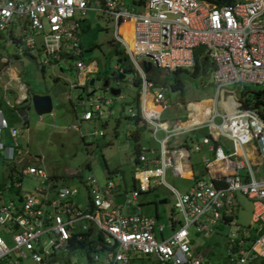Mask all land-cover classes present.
<instances>
[{
    "label": "built area",
    "instance_id": "1",
    "mask_svg": "<svg viewBox=\"0 0 264 264\" xmlns=\"http://www.w3.org/2000/svg\"><path fill=\"white\" fill-rule=\"evenodd\" d=\"M132 2L141 4L142 10H134L125 0H0V30L13 22L20 26L18 35L9 39L20 46L18 51L32 48L36 44L34 36L39 35L37 43L45 55L43 63L60 66L61 61L68 62L76 69L87 68L88 72L95 70L90 64L96 66V62H84L81 57L78 23L73 15L76 12L81 16L93 7L110 16L114 22L113 36L123 44L124 54L138 72L140 115L153 125L154 131L160 129L164 133L158 139L159 151L155 156H148L146 148L138 144V169L133 175L136 185L123 188L119 177H106L101 185L94 175H88L83 180L86 200L82 205L74 200L75 186L54 184L42 167L26 165L24 171L40 177L43 184L33 187V192L18 195V201H0V227L10 240L7 243L0 233V264H136L131 258H140L142 262L151 258V264H204L210 250L204 248V252H199L191 246L189 225L208 232L204 220L234 223L222 216L233 210L235 191L253 201L251 217L262 230L252 235L242 227L230 229L220 233L218 246L229 264H262L264 177L253 176L244 156L229 168L223 146L210 143V138H229L232 153L236 146L255 139L264 162V94L255 106L242 104L247 96L246 84H257L264 93V0H228L220 4L207 0ZM128 19L132 20L131 46L118 29ZM199 45H203L202 52L196 53ZM201 55L212 66L213 105L207 118L195 122L184 119L170 125L160 120L166 100L156 88L151 90V97L158 109H144L143 96L153 81L143 69V60L153 67L173 70L198 64ZM123 67L121 64L115 68L123 72ZM76 84L84 81L68 82L70 87ZM217 103L223 111L214 107ZM99 104L100 101L93 103L94 113H101ZM94 113L85 110L81 117L89 118ZM215 117H219L218 122ZM5 124L0 115V126ZM198 126H206L209 134L202 135L192 149L205 144L213 157L211 161L206 157L202 160L210 164L217 161L216 166L228 169H211L209 177L194 178L181 193L169 185L176 194L175 205L182 213V221L170 217L172 230L165 235L156 217L140 212L137 194L146 190L150 181L164 182L166 168L180 175L177 164L181 158L176 157L180 151L168 140ZM16 132L11 129V135ZM0 148L8 157L12 156L11 145L0 142ZM213 178L222 183L216 184ZM13 185L19 186L20 181Z\"/></svg>",
    "mask_w": 264,
    "mask_h": 264
},
{
    "label": "rangeland",
    "instance_id": "2",
    "mask_svg": "<svg viewBox=\"0 0 264 264\" xmlns=\"http://www.w3.org/2000/svg\"><path fill=\"white\" fill-rule=\"evenodd\" d=\"M125 1L127 4L131 3L134 10H142L141 4H134L132 0ZM73 17L78 23L79 40L83 47L82 59L84 62L95 60L97 70L86 71L88 77H93V82L84 83L82 91L79 88L67 86L65 91L52 97L53 116L47 112L38 115L29 101L23 102L22 105L15 100V95L22 85L19 82H23L26 93L47 90L52 82L53 73L57 72V63L53 66L47 62L43 63L45 55L36 46L18 51L20 46L12 43L13 41L9 42L10 36L15 37L20 32V26L14 22L0 30V110L8 119L7 125L1 129L3 143L12 144L13 139L9 137L8 131L11 127L17 130L14 154L8 157L0 149V201L2 202H8L11 198L18 201V193L33 192V187L43 184L40 177L24 171L25 166L29 164L42 167L47 174L52 175L51 182L75 186L77 192L74 200L82 205L86 200V187L83 180L88 175H94L101 185L105 183L106 177H119L127 185H131L134 171L138 169L134 163L136 140L146 149H153V154L159 151L158 139L164 133L157 130L154 136L151 123L145 122L142 118L134 121V117L130 115L129 108L139 112V107L134 102L135 93L139 91V88L132 81L138 72L136 73L129 59L126 58L125 63L129 69L125 71L124 77L117 79L110 74L114 71L116 58L124 50L123 44L113 36L112 18L93 7L88 8L81 16L75 12ZM125 33L131 40L130 27H127ZM34 38L35 42H39V35H35ZM185 68L174 73L164 68L153 67L147 72L153 81L149 91L155 88L160 89L166 100L165 107L159 113L160 120L170 123L189 116L187 120L189 121L194 116L192 111H194L195 103L207 102V99L201 98L213 96L210 60L202 55L199 56V68L195 73H191V67ZM104 77L107 78L108 87L120 88L121 95H113L108 91V87L101 86ZM173 78L181 81L180 88L170 87ZM88 86L92 92L86 94ZM246 87L259 88L257 84L252 83L246 84ZM97 96H100L102 101L110 98L111 104L103 106L104 102H101L104 110L102 115L94 114L90 119H80L79 115L85 109L92 110L94 113L93 103L99 102ZM193 100H195L193 103H188ZM107 109L110 110V114L105 112ZM201 113L206 112L201 111ZM40 118L41 121H39ZM24 119L27 122H23ZM215 120L218 121V118ZM133 130L138 132L136 140L131 134H127ZM198 133L200 137L201 131ZM178 138L179 135L171 136L168 142L175 143ZM219 139L223 144H231L229 139L221 135ZM146 153L152 155L148 150ZM201 153V150L191 149L188 152L196 177L201 176V170L204 168V163L200 161ZM207 155L209 158L212 156L211 153ZM177 168L182 175L190 176L187 162L178 163ZM259 170L262 171L263 168L259 167ZM260 173L263 174V171ZM202 177L206 178V174ZM163 179L164 182L158 183L150 181V188L140 191L137 196L141 211L147 215L156 214V220L163 225V233L167 235L172 230L169 227L170 217H176L182 221V213L175 205L176 194L169 185L181 193L192 184L193 179L180 176L171 168L165 169ZM16 180L20 181L19 187L11 185ZM235 199L240 203L234 214L236 223L219 225L217 221L213 223L210 219H202L209 229L208 232L195 230L192 225H189L191 246L200 248L214 237V235L208 237L214 231L223 233L240 226L247 227L252 209L251 201L238 191L235 192ZM178 224L179 222L176 226ZM249 228L252 229L250 225ZM0 233L9 243L8 234L2 227H0ZM197 247L196 250H199ZM214 256L216 255H210V257ZM131 259L136 264L152 263L151 258L145 262H142L140 258Z\"/></svg>",
    "mask_w": 264,
    "mask_h": 264
},
{
    "label": "crops",
    "instance_id": "3",
    "mask_svg": "<svg viewBox=\"0 0 264 264\" xmlns=\"http://www.w3.org/2000/svg\"><path fill=\"white\" fill-rule=\"evenodd\" d=\"M127 38H129V36L127 35ZM131 43H132V41H131ZM39 43H37L36 42V44L34 45V46H36V47H39V45H38ZM80 45H81V43H80ZM33 46V47H34ZM82 46V45H81ZM22 50H24V49H22ZM114 50H116L117 51V49H114ZM82 53H83V47H82ZM82 57V56H81ZM117 58H119L120 59V61L119 62H117L116 61V63H115V65H114V75H116V74H118V73H120V72H117L116 71V68L115 67H117V66H121V64H123L124 65V67H123V72L125 73V71L126 70H128L129 69V67L127 66V64H125V61H126V58H128V56L127 55H125L124 54V52L122 51V53L117 57ZM116 58V59H117ZM90 61V60H89ZM88 62V61H87ZM96 62V61H95ZM61 64H60V66H58V69H57V72H55V73H53V75L52 76H54L55 78H57L58 76H61V79L63 78V80H64V82H65V84L68 86V87H70L69 85H68V82L69 81H77V82H79V83H81L82 81H84V83H86V82H88L87 80H89V78L90 77H88L87 75H86V70H87V68L86 69H76V68H74L73 66H71V65H69V64H67L68 62H60ZM196 65H197V67H196V71H198V68H199V57H198V64L197 63H195ZM195 64L191 67L192 69H193V67L195 66ZM152 66V65H151ZM61 67V68H60ZM90 67L91 68H93L94 69V67H95V70H97V67L94 65V63L93 64H90ZM177 68H185V67H177ZM59 69H63V70H59ZM126 69V70H125ZM143 69H144V67H143ZM152 69H153V66H152ZM152 69H148V70H144V71H146V73L147 72H149V71H151ZM165 69V68H164ZM176 69V68H175ZM175 69H173V70H175ZM70 70V71H69ZM166 70H168V69H166ZM173 70H170V71H172V72H174V73H177V72H175V71H173ZM66 71V72H65ZM67 71H69V72H67ZM180 71V70H179ZM70 73V74H69ZM71 75V76H70ZM73 77V78H72ZM147 77L148 78H150L148 75H147ZM76 78V80H74ZM138 77L137 76H135L133 79H132V81H133V83L136 85V86H138V88H139V85L137 84V83H135V80L137 79ZM151 79V78H150ZM177 80V79H176ZM179 80V79H178ZM20 84H22L21 85V87H20V91L15 95V100L16 101H18L19 103H22V105L24 104L23 103V98H24V96L26 95V91H25V89H24V84H23V82H19ZM178 88H180V87H178ZM6 89V88H5ZM147 91H149V89L148 90H146V92L144 93V96H143V100H144V97H145V94L147 93ZM150 92V94H151V91H149ZM246 94H247V96H246V99H244L243 101H242V104L244 105V106H255V105H257L256 103H258V102H260V101H262V95L264 94L263 93V91H262V89L261 88H247L246 87V89H245V91H244ZM255 92H258V97H257V100H255V97H251L252 95H254V93ZM117 94H119V95H121L120 94V90H119V92L117 93ZM116 95V94H115ZM249 95H251L249 98L250 99H247L248 98V96ZM99 97V96H98ZM152 98V97H151ZM99 99V101L100 102H104V104L103 103H101V104H99V108H100V112L101 113H97V112H95L94 114H96V115H98V116H100V115H102L103 113H104V110H103V106L104 105H107V106H109L110 104H111V99L109 98V99H106V100H103L102 101V99H100V98H98ZM201 99H207V102H204V101H199V102H196L195 103V105H197L198 106V108H199V110L200 111H202L203 113H205V117L202 119V120H204L205 118H207V116H208V114L210 113L209 112V110L211 109V107H212V105H213V103H212V96L211 97H208V98H201ZM201 99H195L196 101L197 100H201ZM195 100H193V101H191V102H188L189 104H191V103H193ZM140 101H141V95H140V88H139V91H137L136 93H135V96H134V102H135V105L136 106H138L139 107V112H134V111H132L130 108H129V111H131L130 112V115L132 116V117H134V121H137L138 119H140V118H142L141 117V115H140ZM137 102V103H136ZM102 104H103V106H102ZM207 104V105H206ZM53 105H54V103H53V101H52V105H51V109H50V111H48L47 113H50L52 116H53V110H52V107H53ZM227 105V104H226ZM193 106V105H192ZM214 107H216V109L217 110H220V111H223V109H222V107L223 106H220V104H215V106ZM203 109V110H202ZM206 109V110H205ZM85 110H89V109H85ZM85 110H83L82 112H84ZM230 110V108L228 109V111ZM105 112H107L108 114H110V110L109 109H107ZM192 112H194V111H192ZM46 113V112H45ZM42 114V113H41ZM82 114V113H81ZM81 114L79 115V117H80V119H90L92 116H94V114L91 116V117H89V118H82L81 117ZM0 115L5 119V122H6V124L5 125H3V126H0V142L3 144V145H11L12 146V153L14 154V147H15V145H16V139H15V134L17 133H15L14 135H11V129L12 128H15V127H11L10 129H9V131H8V135H9V137L11 136L12 137V139H13V142H12V144H4L3 143V141L1 140V129L2 128H4L6 125H7V123H8V119L6 118V116L3 114V112L0 110ZM39 115V114H38ZM262 115H264V113L262 114ZM136 117V118H135ZM189 117V116H188ZM188 117H186L185 119H188ZM215 118H218V121H219V117H215ZM215 118H214V121L215 122H218V121H216L215 120ZM143 119V118H142ZM144 120V119H143ZM180 119H176V120H174V121H172V122H167L166 120H163V121H165L166 123H168L169 125L170 124H172V123H174V122H177V121H179ZM182 120H184V119H182ZM191 120H193L192 118L188 121V122H191ZM39 121H41V118L39 119ZM145 122H147L146 120H144ZM23 122H27V120H23ZM195 122V121H194ZM147 123H149V122H147ZM157 130H160V129H156L155 131H154V128H153V135L155 136V132L157 131ZM162 131V130H161ZM199 131H201V135H200V137L202 136V135H205V134H209V132H208V128L206 127V126H198V127H196V128H193V129H190V130H188V131H184V132H182V133H180V134H177V135H175V136H178L179 135V138L176 140V142L175 143H171V142H168L170 145H172V146H178V150L180 151L179 152V156H176V157H178V158H181V160H179L178 161V163H182L183 161L184 162H187V164H188V167H189V171H190V176H184V175H182L181 173H179L180 174V176H183V177H186V178H192V179H194V178H197L196 176H194V173H193V170H192V164H191V162L189 161V154H188V152H189V150L191 149V150H195V149H192V145H193V143H196V142H198L199 141ZM163 132V131H162ZM127 134H131L133 137H134V140H136L137 139V137H138V132L137 131H132V132H128ZM222 136V135H221ZM224 137V136H223ZM226 138V137H225ZM227 139H229V138H227ZM230 140V139H229ZM210 143H213V144H216V143H221V145L223 146V150H224V152L228 155V159L226 160L227 161V164L229 165V168H231V165L234 163V161L235 160H240V159H242L243 158V156L244 157H246L248 160H249V164H250V168H251V172H252V174H253V176L254 177H256V178H259V177H264V162H262L261 161V155H260V151H259V149H258V144H257V141L255 140V139H250L249 141H247L246 143H244L242 146H236L235 147V152L234 153H232L231 152V150H232V145L230 144H223V142L219 139V136L216 138L215 136H213V137H211L210 138ZM230 143H231V141H230ZM138 144H141L140 142H138L137 140H136V142L134 143V147H135V152L137 153V146H138ZM141 145H143V144H141ZM144 146V145H143ZM145 147V146H144ZM1 149V148H0ZM204 149V150H203ZM2 150H3V152H4V155H6L7 156V154H6V151H4V149L2 148ZM149 151L150 153H152V151H153V149H149V148H147L146 149V151ZM183 150V151H182ZM197 150H201V154H200V161H202L203 163H204V168L201 170V176H199V177H202V175L203 174H206V177H209V175L208 174H210L213 170H211L212 169V167H216V163L215 162H213V164H210V163H205L203 160H202V158L203 157H206V158H208V159H210V161L212 160V157H213V154H212V151L211 150H209L208 149V147H206V145L205 144H202L198 149H196V151ZM204 151V152H203ZM207 153H211L212 154V156H211V158H209L208 157V155H207ZM155 155H157V154H153L152 153V155H148V156H155ZM40 158V157H39ZM38 158V159H39ZM19 159V158H18ZM135 161H136V156H135ZM135 163V162H134ZM219 164V163H218ZM217 164V165H218ZM29 165H31V164H29ZM137 165V164H136ZM259 167H262L263 168V174L262 173H260V172H262V171H260L259 170ZM213 168V169H214ZM227 169L228 168H224V171H227ZM231 170V169H230ZM49 175V177L50 176H52V175H50V174H48ZM120 179V182H121V184H122V187L123 188H129V187H132L133 185H136V180L134 179V178H132V182H131V185H127L124 181H123V179H121V178H119ZM213 181L216 183V184H221L222 183V180H219V179H216V178H213ZM15 182V181H14ZM14 182H12L11 183V185H13L14 184ZM54 183V182H53ZM54 184H56V183H54ZM60 184V183H59ZM14 186V185H13ZM20 186V185H19ZM19 186H16V187H19ZM148 188H150V186L148 187ZM147 188V189H148ZM146 189V190H147ZM146 190H144V191H146ZM236 192V191H235ZM235 192H234V196H233V210L230 212V213H228V214H224L222 217H223V219L226 221V220H230L231 222H234V223H236L235 221H234V214H235V210H236V208L240 205V203H239V201L237 200V199H235ZM239 192V191H238ZM243 194V193H242ZM18 195H23V194H21V193H18ZM246 196V195H245ZM18 197V196H17ZM246 198H248L250 201H251V204H252V209H251V212H250V216H249V222H248V224H247V227L245 226V227H243L242 226V228H245V229H247V230H249L250 232H251V234L252 235H256V234H258L259 233V231H261L262 229H260L261 228V226H258V221L257 220H253L252 219V217H251V214H252V211H253V207H254V203H253V201L249 198V197H247L246 196ZM137 200L139 201V205H140V200L138 199V196H137ZM2 202V201H1ZM140 212H142L141 211V208H140ZM143 213V212H142ZM145 214V213H144ZM145 215H147V214H145ZM149 216H154V217H156V214L155 215H149ZM224 222H222V221H220V222H217V224H219V225H221V224H223ZM224 224H227V223H224ZM223 224V225H224ZM230 224H233V223H230ZM249 225L251 226V228L252 229H250L249 228ZM170 228H171V226H169ZM241 227V226H240ZM172 229V228H171ZM157 235H159L158 233H157ZM214 235V237L213 238H211L209 241H207L204 245H202L200 248H198L197 246V248L199 249L198 251L199 252H204V248H208V250H210L209 251V254L207 255V257H205V259L203 260V262H206V263H204V264H210V263H213V262H215V261H217L218 263H220V264H229V262H228V259L224 256V253L221 251V249H220V247L218 246V245H220V243H218V240H219V237L221 236L220 235V233H219V231H214V233H212L211 235H209L208 237H211V236H213ZM218 239V240H217ZM8 240H9V237H8ZM195 247V246H194ZM195 247V248H196ZM212 254H215L216 256H214V257H210V255H212Z\"/></svg>",
    "mask_w": 264,
    "mask_h": 264
},
{
    "label": "water",
    "instance_id": "4",
    "mask_svg": "<svg viewBox=\"0 0 264 264\" xmlns=\"http://www.w3.org/2000/svg\"><path fill=\"white\" fill-rule=\"evenodd\" d=\"M227 2H228V0L225 1V3H227ZM202 49H203V45H199L195 48V52L200 53V52H202ZM116 61L119 62L120 59L117 58ZM142 65L144 67V70L152 69V66H151L149 61L143 60ZM59 70H63V69H59ZM69 71H67V72H69ZM110 74L114 75V71H111ZM114 77H116L117 79H120V78L124 77V72H120V73L114 75ZM92 82H93V77H90L88 80V84H91ZM101 86L104 88L108 87V81H107L106 77H104L102 79ZM73 87L79 88L81 91L84 89L83 84H76V85H73ZM66 89H67V85L65 84L63 78L61 79V76H58L57 78H55L53 76L52 82L49 85V87L47 88V90H45L43 92H39V91L38 92H28V93H26V95L24 96L22 101L23 102L29 101L33 107V110L37 114L45 113V112L50 111V109H51L52 97H55L58 93L63 92ZM119 90H120V88L117 86H109L108 87V91L113 95L117 94L119 92ZM91 92H92V90H88L86 94H89ZM97 98L102 99L100 96L99 97L97 96Z\"/></svg>",
    "mask_w": 264,
    "mask_h": 264
},
{
    "label": "bare ground",
    "instance_id": "5",
    "mask_svg": "<svg viewBox=\"0 0 264 264\" xmlns=\"http://www.w3.org/2000/svg\"><path fill=\"white\" fill-rule=\"evenodd\" d=\"M127 27H130V31H131V27H132V20L131 19H128L126 21H123L120 23L118 29L119 31L122 33L123 35V38L125 39V41L128 43L129 46H131V41L132 39L130 40L129 38L126 37V30H127ZM14 73H12L13 75ZM227 103H225L226 105ZM207 105V104H206ZM143 107L145 110H148L150 108L152 109H155L157 110L158 109V106L157 104L155 103L154 100H152L151 98V94L149 91H147V93L145 94V97H144V100H143ZM203 110V109H202ZM206 110V109H205ZM193 120H191V122H194V121H199L201 119H203L205 117V114H202L201 111L199 110L198 106L197 105H194V113H193ZM188 122V121H187ZM183 151V150H182ZM215 163L218 164L217 161H215ZM218 167V166H217ZM219 169L221 170H224L223 168L219 167Z\"/></svg>",
    "mask_w": 264,
    "mask_h": 264
},
{
    "label": "trees",
    "instance_id": "6",
    "mask_svg": "<svg viewBox=\"0 0 264 264\" xmlns=\"http://www.w3.org/2000/svg\"><path fill=\"white\" fill-rule=\"evenodd\" d=\"M137 1H139V2H141V1H143V0H137ZM207 1H209V2H211V3H214V4H220V3H223L224 1H226V0H207ZM231 1V0H230ZM196 67H197V65L195 64V66L193 67V69L191 70V73H195L196 72ZM182 68H176L175 70H173V71H175V72H178L179 70H181ZM183 69H186V68H183ZM126 70V69H125ZM135 83H137L138 85H139V80H138V78L135 80ZM180 83H181V81L180 80H176L175 78H173V82L170 84V87L172 88V89H176V88H178V87H181V85H180ZM251 95H249L248 96V98L247 99H250L249 97H250ZM259 95H258V92H255L254 93V95H252L251 97H255V100H257V97H258ZM137 103V102H136ZM22 104V103H21ZM137 105V104H136ZM136 118V117H135Z\"/></svg>",
    "mask_w": 264,
    "mask_h": 264
}]
</instances>
